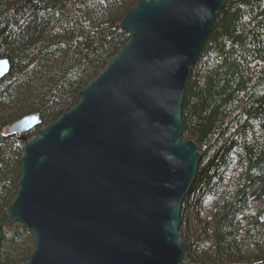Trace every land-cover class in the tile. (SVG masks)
<instances>
[{"label":"water","instance_id":"1","mask_svg":"<svg viewBox=\"0 0 264 264\" xmlns=\"http://www.w3.org/2000/svg\"><path fill=\"white\" fill-rule=\"evenodd\" d=\"M226 1L136 0L121 20L128 40L74 106L32 137L37 113L7 125L23 141L10 215L35 238L18 264L182 263L181 208L201 159L182 105ZM10 68L0 57V78Z\"/></svg>","mask_w":264,"mask_h":264},{"label":"trees","instance_id":"2","mask_svg":"<svg viewBox=\"0 0 264 264\" xmlns=\"http://www.w3.org/2000/svg\"><path fill=\"white\" fill-rule=\"evenodd\" d=\"M136 0H0V264L28 259L33 232L12 219L23 141L7 125L55 120L79 100L129 38ZM183 136L199 144L181 208V264H264V0H227L206 36L182 105Z\"/></svg>","mask_w":264,"mask_h":264}]
</instances>
